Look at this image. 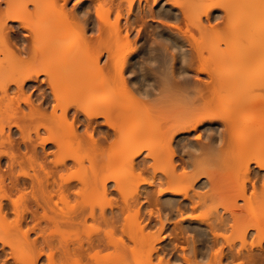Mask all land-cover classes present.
<instances>
[{"label":"bare ground","instance_id":"bare-ground-1","mask_svg":"<svg viewBox=\"0 0 264 264\" xmlns=\"http://www.w3.org/2000/svg\"><path fill=\"white\" fill-rule=\"evenodd\" d=\"M0 1V103L13 101L16 92L28 107L25 111L20 100L16 106L13 102L0 118V144L12 149L2 152L5 165L0 156V189L12 207L0 202V222L11 209L28 256L0 236V261L10 256L13 264H77L83 259L104 264L108 255L109 264H142L136 255H144L145 247L149 259L150 252L159 260L164 254L174 264L180 259L259 264L264 258V168L259 167L264 159V66L255 62L264 59V30L257 18L261 0H87L79 10L67 0ZM248 5L254 10L250 14L249 7L244 11ZM219 8L224 24L212 25ZM219 25L228 29L225 34L218 35ZM7 71L13 76L9 82ZM166 95L179 99L173 105L178 111L155 123L163 109L152 106L154 96ZM69 96L78 101L66 102ZM160 104L168 105L165 100ZM50 105L53 111L61 109V121L73 135L83 125L77 143H64L53 123L27 131L34 121H51ZM142 139L153 140L145 145L147 152L137 146ZM81 145L92 147L93 157L106 169L95 168L87 177L64 174L70 161L80 162ZM108 147L113 153L105 152ZM127 153L131 174L153 173L143 190L131 177L109 174ZM14 192L19 199H11ZM114 192L121 204L114 199L109 213L94 209L92 195L106 200ZM88 219L110 230L77 240L67 233ZM136 222L140 230L147 228L148 246L136 243ZM117 230L136 243L133 249L117 241ZM30 232L36 234L32 239ZM249 237L254 238L251 244ZM110 247L113 251L102 256Z\"/></svg>","mask_w":264,"mask_h":264},{"label":"rangeland","instance_id":"rangeland-1","mask_svg":"<svg viewBox=\"0 0 264 264\" xmlns=\"http://www.w3.org/2000/svg\"><path fill=\"white\" fill-rule=\"evenodd\" d=\"M24 2L25 1H27V0H23ZM232 1H234V0H232ZM245 1V0H244ZM247 1H249V0H247ZM251 1H253V0H251ZM1 2V1H0ZM73 2H74V0H73ZM258 2V0H255V3H257ZM69 3V2H68ZM245 3H246V1H245ZM248 3V2H247ZM249 3H250V1H249ZM2 5H3V3H2ZM69 5V7H73L72 6V3H69L68 4ZM252 5V4H251ZM258 5H260V8H259V11L258 12H260L261 14H259L258 12V14L259 15H261V19L259 18V17H257L258 19H259V21L258 22H262L261 24H259V25H262V29L264 30V21H260V20H262V19H264L263 17H264V2H262V0L258 3ZM247 7H249V9L247 8ZM255 7V6H254ZM29 8L31 9V6L29 5ZM246 8L248 9V12L247 13H249L250 11L249 10H252V8L253 7H251V9H250V6L248 5V6H246L245 7V12H246ZM238 10H239V8H237ZM255 9H257V8H255ZM222 9L221 8H219V9H217L216 11H215V13H214V17L212 18V20H211V24L213 25H216V23L218 24H220V23H222V24H224L223 23V21H221L222 20V17H221V19L219 18V14L218 13H223V10L221 11ZM221 11V12H220ZM241 11V12H240ZM244 11H242V10H239L238 11V13H242V12H244ZM254 11V10H253ZM253 11H251V12H253ZM255 11H257V10H255ZM250 12V13H251ZM179 13V12H178ZM249 13V14H250ZM255 13V12H254ZM256 13V14H257ZM218 14V15H217ZM258 14H257V16H258ZM216 15V16H215ZM221 15H223V14H221ZM243 15V14H242ZM244 15H246V13H244ZM114 16L115 15H112L111 16V18H112V20H114ZM217 17V18H216ZM224 20V19H223ZM16 24H18V23H16ZM221 24V25H222ZM219 25L220 27H219V30H218V28H217V30H218V35H223V34H225V32H227V30L225 29V28H223L224 27V25ZM17 26V25H16ZM16 26H14V28L16 29ZM218 27V26H217ZM225 27H226V24H225ZM152 28V27H151ZM221 28V29H220ZM136 35V31H134V34H132V38L133 39H135V38H137V36H135ZM135 37V38H134ZM255 65H258V66H264V59H259V60H257L256 62H255ZM11 72H9V71H7L6 72V77H4V79H5V81H7V82H9V77H13V76H11ZM202 77V78H201ZM199 79H204L205 78V76L203 77V76H201ZM191 78H192V76H191ZM193 78H194V76H193ZM42 81H40L39 80V83H41ZM41 84H44V86L46 87V83L45 82H42ZM13 85V87H15V85L14 84H12ZM32 91V90H31ZM30 91V92H31ZM107 92L106 93H108V91H109V89H107L106 90ZM36 93H38L37 91L32 95V97H31V99L32 100H37L36 98H37V95H35ZM12 94V96H14V100L13 101H10V100H4V101H2L1 103H0V118H2V116H4V114L5 115H7V113H5L6 111H4V110H6L7 109V107L9 106V105H11V103H13V105L16 103V102H18L19 100H20V97H19V95L16 93V92H12L11 93ZM159 95V94H158ZM158 95H156V97L158 96ZM167 96V97H166ZM165 97L166 98H164V96L162 97V96H160V97H162L161 99H163L164 98V100H165V104H167L168 103V105H165V106H161L162 104H160V103H164V100H162V102L160 101H158V98L160 99V97H158V98H156L155 96H154V100H155V106L154 105H152L153 107H155L156 109H163V113H161V114H158L159 116L158 117H156L155 118V123L158 121V122H163V117H165V119H169L170 117H168L167 118V115H168V113H170L168 116H171L172 117V115H174L175 116V113L178 111L176 108H178L179 106H177V107H174L173 105L179 100H177L176 101V99L177 98H175V97H173L172 96V98H174V99H171V96L169 95H166ZM0 97H1V95H0ZM70 97V96H69ZM77 97V96H76ZM76 97L75 96H71L70 98H66V102H68V100L71 102V101H75V100H77L76 99ZM157 100H156V99ZM167 98H168V101H167ZM160 99V100H161ZM170 99H171V101H170ZM153 100V101H154ZM173 100V101H172ZM176 102H175V101ZM78 101V100H77ZM158 101V102H157ZM20 103V105H21V107H22V109H24L25 111H28V107H27V104H25L24 103V101L22 100H20L19 101ZM167 102V103H166ZM175 102V103H174ZM35 103H37V102H35ZM52 103V102H51ZM54 103V102H53ZM52 103V104H53ZM69 103V102H68ZM74 103V102H73ZM73 103H71V104H73ZM154 103V102H153ZM172 103V106H170V104ZM180 102L178 101V103H176L175 105H178ZM18 103H16L15 104V106L17 105ZM170 106V107H169ZM11 107V106H10ZM163 107V108H162ZM172 107V108H171ZM169 108H171V109H169ZM169 109V110H168ZM176 109V110H175ZM9 111V110H8ZM52 108H51V105L48 107V109H46V112H49V113H51L52 115V119H51V121H50V119H47V120H41V121H34V122H32L29 126H28V130L27 131H31V133H34L35 131H34V129H35V127L37 126V125H39L40 123H45V124H51V123H53V124H51V128L53 129V131L55 130V132L57 131L59 134H61L62 136H63V138H64V143L65 142H69V141H73V142H75L74 141V139H75V137H76V139H77V141L79 140V138H78V135L77 134H83V129H84V127H83V125L80 127V129L78 128V130H77V134H76V132H73L74 133V135L71 133V131H70V129L69 128H66V127H68L67 125H64V124H66V122L65 123H62V121H61V113H62V111H61V109L60 108H57L56 109V111H53V113H52ZM169 111V112H168ZM172 111V112H171ZM175 112V113H174ZM48 113V114H49ZM166 113V114H165ZM171 113H172V115H171ZM174 113V114H173ZM251 114L249 113L248 114V116H250ZM163 116V117H162ZM173 116V117H174ZM5 117V116H4ZM71 118V116L69 117V120H71L70 119ZM158 118V119H157ZM161 118H163V119H161ZM161 119V120H160ZM164 119V120H165ZM50 122V123H49ZM160 122V123H161ZM53 125V126H52ZM215 126H217L218 127V125H215ZM40 127V126H39ZM8 127H5V131H6V133H7V131H8ZM85 130V129H84ZM10 131H12L11 133H13L14 134V136L16 137L17 136V138H19V133L17 132V130L15 129V128H13V127H11V130ZM17 132V134H16V132ZM34 131V132H33ZM73 131V130H72ZM83 131V132H82ZM209 131H212V130H209ZM82 132V133H81ZM202 132V130H198V131H196V132H194V134H192L191 136H192V138H195V135L197 134V133H201ZM41 133L43 134V135H45V136H47L48 134H47V132H43V129H41ZM54 133V132H53ZM85 133V132H84ZM16 134V135H15ZM57 134V133H56ZM58 134V135H59ZM1 132H0V139H1ZM96 136L95 137H98L97 135V133L95 134ZM74 136V137H73ZM190 136V137H191ZM77 141H76V143H77ZM151 141V140H150ZM150 141H149V139H142L138 144H137V146H145V145H150L149 143H150ZM153 141V140H152ZM151 141V142H152ZM72 142V143H73ZM71 143V142H70ZM73 144H75V143H73ZM72 144V145H73ZM82 144H84V142L82 143ZM152 144V143H151ZM82 147H81V149H79V151H78V158H80L81 157V159H78V161L80 160V162L79 163H77L76 164V162L74 161H70V165H72L71 166V168L69 169V167L67 168V171H65L64 172V174H73V173H77L78 175H77V177L79 176V177H82V175H80V174H83L84 176L88 173V175L91 173V175H92V172L94 171V169L96 168V170H98V168H100L101 169V167H103L102 169H106L105 168V163L102 161V160H98V159H95L94 157H93V154H95V153H93V150H92V147H90V146H87L86 147V145L83 147V145H81ZM108 145H106V147H107ZM148 146L145 148L144 147V151H148ZM152 146V145H151ZM151 146H150V148H151ZM53 147H50V148H47V149H52ZM78 148H80V147H78ZM77 148V149H78ZM12 151V149H9L8 147H6V146H4V145H2V144H0V156H1V159H2V161L4 160V164L3 165H5V160H7L8 158H7V155L5 154V153H2L3 151H9V153H11V151ZM105 152H109V153H113V151H112V149L110 148V147H108V148H106L105 149ZM128 155H129V153H127V154H125V155H123V156H121V161L119 162L118 161V163H116V166L114 167V168H112L111 167V170L109 171V174L110 175H114L115 176V174L117 175V174H119L118 176H120L122 179H126V178H129V177H131V179L133 180V182L134 183H136V184H138V186H139V189L140 190H143V187H145V185H143L146 181H148L149 179H151V175L153 174H151V171L149 172V173H146V172H144V173H141V174H139L138 173V171L137 170H135L134 172H133V174H131L132 172H131V170H130V168H129V165H127L126 163V159H127V157H128ZM52 156V155H51ZM50 156V157H51ZM54 156V158H56L55 156L56 155H53ZM53 156L51 157V158H53ZM95 156V155H94ZM94 158V159H93ZM142 157H139L138 159H141ZM72 162L74 163V164H72ZM179 163V162H178ZM108 165V164H107ZM106 165V166H107ZM158 166V168H160L161 169V167H163V163H160V164H157ZM114 166V165H113ZM5 167V166H4ZM252 167H253V165H252ZM109 167L107 166V169H108ZM26 169V168H25ZM179 170H178V172L179 171H182L181 170V168H178ZM91 170H92V172H91ZM107 171V170H106ZM105 171V172H106ZM108 172V171H107ZM107 174V173H106ZM158 174H160V172H158ZM75 176H76V174H74ZM108 175V174H107ZM90 176V175H89ZM85 177H87V176H85ZM125 177V178H124ZM78 186H80V185H78ZM26 191H28L29 193L31 192V191H29V189H27ZM27 193V192H26ZM20 194V193H19ZM19 194H18V192H14V194H12L11 195V199L12 200H17L16 198H18L19 199ZM17 195H18V197H17ZM93 197H92V201H94V204H93V207H94V209H96V211H100L101 210V208H104V209H106V211H108V213H109V211H110V207H109V205L111 204V203H114V199L116 200L117 198V200H119V203L121 204L122 202V200H121V196L118 194V193H116V192H114V193H112L109 197H108V199H104V196H102L101 194L99 195V194H96L95 196L94 195H92ZM121 197V198H120ZM80 198V197H79ZM90 198H91V196H90ZM30 198L28 197V200H29ZM72 199V198H71ZM73 199H75V198H73ZM72 199V200H73ZM27 200V201H28ZM56 200L58 201V205H59V207L60 208H65V206H64V204H63V202H59V200L57 199V197H56ZM71 200V201H72ZM111 202H110V201ZM121 200V201H120ZM74 201V200H73ZM73 201H72V203H73ZM0 202H2L5 206H7L9 203L11 204V202H10V200L9 199H7V198H5L4 197V193H3V191L0 189ZM19 202V201H18ZM21 202V201H20ZM19 202V203H20ZM241 202V200L239 201V203ZM8 203V204H7ZM7 204V205H6ZM9 204V206H7L8 208L10 207V208H12L11 207V205ZM58 207V210L60 209ZM11 213H9L8 214V217H7V220L6 221H4V223H2V222H0V236L2 237V239L3 240H5V241H7V243L9 244V245H13L14 247H15V249L20 253V254H22V255H24V257H27L28 256V249H26V248H24L23 246H24V236L22 235V233L20 232V230L17 228V226H15V224H14V217H15V214L12 212V210L10 209L9 210ZM88 211V210H87ZM145 216H147V214L145 215L144 214V218H143V215H142V217H141V220H140V223H143V222H146V217ZM90 219V218H89ZM88 219V221H87V225H85V226H83V227H79V228H73V229H69V230H67V233H69L70 234V236L73 238V239H75V240H77L76 238H86V236H87V234L88 233H90V232H94V231H96V232H99V233H103L104 231H108V230H110V227H107L106 225H104V224H97L95 221L93 222V220L91 219V220H89ZM145 220V221H144ZM135 222V221H134ZM137 224V222L134 224H132V225H134L136 228H138L139 230H136V235H137V238H135V240H137L136 241V243L138 244V243H140V244H138V245H143L145 242H146V246H148L147 244L149 243L147 240H146V238H147V232H148V230H147V228H145L144 230L142 229V230H140L141 229V225L142 224H140V226L138 227V224ZM144 224V223H143ZM29 225H31L30 223H29ZM28 225V226H29ZM28 226H23V230H25L26 228H28ZM133 226V227H134ZM134 227V229H136ZM153 228V227H152ZM151 228V229H152ZM150 229V230H151ZM154 229H155V227H154ZM153 229V230H154ZM153 230H152V232H153ZM117 231H119V230H117ZM116 231V232H117ZM142 231V232H141ZM143 231L145 232V234L143 233ZM95 232V233H96ZM115 232V238L117 239V238H120V239H117V241L118 242H120L119 240H122L125 244H127V245H129V246H131L130 244H132V246L130 247V248H132L133 246H134V244H136V243H134V241H131V240H129L128 239V237L124 234V236H123V234H121V232L119 233H116ZM139 232V233H138ZM99 233H97V234H99ZM138 233V234H137ZM145 235V236H144ZM36 236V234L35 233H33V232H30V234L28 235V238L29 239H32V238H34ZM255 237V236H254ZM122 238V239H121ZM251 238H253V237H251ZM251 238L249 237L248 238V242L250 243V240H251ZM254 239V238H253ZM252 239V240H253ZM146 240V241H145ZM166 241H168V240H166ZM165 241V242H166ZM257 241V240H256ZM128 242V243H127ZM148 242V243H147ZM247 242V243H248ZM252 242V241H251ZM163 244H164V242H162ZM167 243V242H166ZM238 243V245H239V241L237 242ZM248 243V244H249ZM257 243V242H256ZM251 244V243H250ZM0 245L2 246V244L0 243ZM23 245V246H22ZM150 245V244H149ZM162 245V244H161ZM262 245L264 246V241L262 242ZM0 246V247H1ZM137 246V245H136ZM6 247V249H8V248H10V246L8 247V245H6L5 246ZM8 247V248H7ZM22 247H23V249H22ZM150 247H151V245H150ZM149 247V248H150ZM137 248V247H136ZM145 248V247H144ZM142 248V253L144 252L145 254H147V252H145V250H147L148 251V248ZM109 249V248H108ZM107 249V251H106V249H105V252L103 251L102 253H104V255H102V256H106L107 254H108V252H110V250L111 251H113V247H110V249L108 250ZM133 249V248H132ZM135 249V248H134ZM137 249H139V248H137ZM137 249H136V251H137ZM141 249V248H140ZM143 249H144V251H143ZM24 252H22V251ZM130 250V249H129ZM186 250H187V248H186ZM139 252V251H138ZM111 253V252H110ZM186 253H188V250H187V252ZM27 254V255H26ZM136 254H138L137 252H136ZM141 254V253H140ZM141 255V256H138V255H136V259H139L140 260V262L142 263V264H166V261H168V260H170V262H172L171 260L173 259V261L175 262V259L174 258H168L169 256H167V257H165L164 256V254H163V256L165 257V259L163 260V261H160L159 259H158V257H157V255H156V257H153V256H155L154 255V253H151L150 252V255H151V257L153 258H151L150 257V259L148 258V256L146 257V255ZM152 254H153V256H152ZM128 255H131L132 256V253H129ZM135 254H133V256H134ZM161 255V254H160ZM137 256H138V258H137ZM163 256H161V258H164ZM170 257H171V255H170ZM103 258V257H102ZM131 258V257H130ZM166 258L168 259V260H166ZM190 258V257H189ZM192 258V257H191ZM190 258V259H191ZM105 260H104V264H109L110 262H111V258H109L108 257V255L104 258ZM133 259V257L131 258V260ZM149 259V260H148ZM182 259H184V258H182ZM264 259V258H263ZM261 260V261H259V264H264V260ZM84 260V259H83ZM83 260H81L80 262H82ZM235 260H237V259H235ZM178 261H182L180 264H186V263H188L189 262V264H190V261L189 260H187V262L186 261H184V260H178ZM234 261V260H233ZM44 262V261H43ZM85 262V260L83 261V263L82 264H85L84 263ZM134 262V261H133ZM137 262V261H136ZM139 262V261H138ZM170 262H169V264H170ZM205 262V261H204ZM204 262L202 263V264H204ZM236 262H238V261H234V262H232L231 261V263L230 262H228V263H230V264H237ZM61 263V262H60ZM132 263V262H131ZM173 263V262H172ZM178 263V262H177ZM240 263V262H239ZM45 264V263H44ZM132 264H134V263H132ZM174 264V263H173ZM205 264H207V263H205ZM256 264H258V263H256Z\"/></svg>","mask_w":264,"mask_h":264},{"label":"snow or ice","instance_id":"snow-or-ice-1","mask_svg":"<svg viewBox=\"0 0 264 264\" xmlns=\"http://www.w3.org/2000/svg\"><path fill=\"white\" fill-rule=\"evenodd\" d=\"M67 2L72 3L73 8H77V10H79L85 6V4L87 3V0H74V2H73V0H67ZM262 2H264V0H262ZM209 6L210 7H217V5H209ZM100 7H101L100 5H97V10H96L97 15H99V8ZM91 11H92V9L89 8L88 12H91ZM85 14H87V13H85ZM11 19L20 20L22 18L19 16H13V17H11ZM24 27L27 28L28 24L25 23ZM259 167L264 168V159H261L259 161ZM255 183L256 182H253V184H252L253 189H255ZM14 203H15V201H14ZM5 243H7V241H5ZM161 260H163V258H161ZM0 264H13V260L10 256H5L4 260L0 261ZM27 264H31V262H27ZM77 264H82V262H77ZM240 264H243V262L241 261Z\"/></svg>","mask_w":264,"mask_h":264}]
</instances>
